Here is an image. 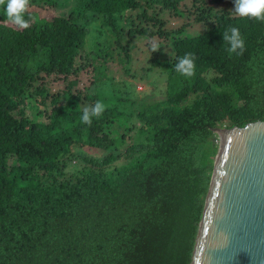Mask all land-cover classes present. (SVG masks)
I'll use <instances>...</instances> for the list:
<instances>
[{
  "label": "trees",
  "instance_id": "1",
  "mask_svg": "<svg viewBox=\"0 0 264 264\" xmlns=\"http://www.w3.org/2000/svg\"><path fill=\"white\" fill-rule=\"evenodd\" d=\"M181 1L30 0L65 11L27 9L26 29L0 5V264H188L214 129L264 119V23L230 13L234 0H190L205 30L176 37L162 16L184 14ZM229 25L245 40L242 56L226 51ZM133 34L168 40L169 53L151 62L166 76L160 99H135L106 76L115 54L130 60ZM189 52L195 74L186 77L172 66ZM87 64L94 78L79 87ZM50 78L64 86L51 91ZM98 100L103 115L82 123ZM111 119L127 132L105 131Z\"/></svg>",
  "mask_w": 264,
  "mask_h": 264
},
{
  "label": "water",
  "instance_id": "2",
  "mask_svg": "<svg viewBox=\"0 0 264 264\" xmlns=\"http://www.w3.org/2000/svg\"><path fill=\"white\" fill-rule=\"evenodd\" d=\"M188 264H264V119L220 127Z\"/></svg>",
  "mask_w": 264,
  "mask_h": 264
},
{
  "label": "rangeland",
  "instance_id": "3",
  "mask_svg": "<svg viewBox=\"0 0 264 264\" xmlns=\"http://www.w3.org/2000/svg\"><path fill=\"white\" fill-rule=\"evenodd\" d=\"M179 6L183 9L184 14L178 16L172 12H165L162 16L163 24L162 29L170 31V34L176 37L192 36L205 30V26L201 22H196L193 19V13L191 9L190 0H182ZM29 10H37L39 16L51 17L52 15L65 11V8H38L35 6H28ZM182 25L183 32H172V30L179 28ZM150 29L156 30L157 27L151 26ZM97 37V42L101 41L102 37L97 36L94 32H91L89 38ZM170 37V36H169ZM131 49L129 50L130 60L128 62H120L119 56L114 55V58L107 61L106 76L111 77V81L115 86H120V89L124 88L128 84L131 97L135 99H141L143 97H149L153 99H160L165 94L166 88V76L159 64H152V59L158 57L160 60L165 57L170 51L168 40L162 35L155 34L152 37H146L144 35L133 34V38L129 40ZM155 43L159 46L158 51H152L151 44ZM85 52V51H83ZM94 72L91 71V65H88L81 69L74 77L77 79L79 87H87L91 84L94 77ZM72 77V76H71ZM49 86L51 91H56L64 86L62 79L52 80L49 79ZM126 83V84H125ZM33 107L30 105L26 108V115L28 118L38 120L39 116L33 112ZM38 116V117H37ZM105 131H108L111 135H120L126 133L125 125L116 119H111L105 125ZM217 134V133H216ZM214 142H219L217 137H213ZM10 164H15L14 157H8Z\"/></svg>",
  "mask_w": 264,
  "mask_h": 264
},
{
  "label": "clouds",
  "instance_id": "4",
  "mask_svg": "<svg viewBox=\"0 0 264 264\" xmlns=\"http://www.w3.org/2000/svg\"><path fill=\"white\" fill-rule=\"evenodd\" d=\"M30 0H6L5 12L9 20L21 29L30 27V24L35 20L34 16H25L29 6ZM5 4V0H0V5ZM222 10V9H221ZM234 12L240 17H247L256 19L264 23V0H234ZM224 44L228 47L226 51L231 55L235 53L242 56L245 52V40L240 33L237 26H231L222 33ZM152 51H158L159 46L155 43L151 45ZM195 60L196 57L193 53H186L184 56L178 58L177 63L172 67L174 70L186 77H191L195 74ZM105 111V105L101 101H97L94 105L83 108L81 122L91 125L92 119L99 118Z\"/></svg>",
  "mask_w": 264,
  "mask_h": 264
}]
</instances>
